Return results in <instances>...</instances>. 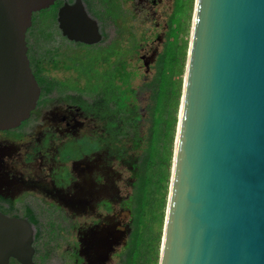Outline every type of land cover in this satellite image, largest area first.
<instances>
[{"label":"water","instance_id":"1","mask_svg":"<svg viewBox=\"0 0 264 264\" xmlns=\"http://www.w3.org/2000/svg\"><path fill=\"white\" fill-rule=\"evenodd\" d=\"M57 1L0 0V129L36 107L27 32ZM57 23L102 40L82 0ZM158 264H264V0H195Z\"/></svg>","mask_w":264,"mask_h":264},{"label":"flooded vegetation","instance_id":"2","mask_svg":"<svg viewBox=\"0 0 264 264\" xmlns=\"http://www.w3.org/2000/svg\"><path fill=\"white\" fill-rule=\"evenodd\" d=\"M61 1L57 14L76 0ZM135 1L142 8L161 2L82 0L102 40L88 45L59 35L76 53L27 35L40 96L29 118L0 129V264H26L28 248L32 264H122L133 238L137 176L136 157H126L123 143L129 129L123 130L120 22L126 4ZM91 49L104 51V76ZM158 57L141 55L140 61L150 69ZM130 144L138 149L134 138ZM123 168L133 175L126 181L130 195L122 193Z\"/></svg>","mask_w":264,"mask_h":264},{"label":"trees","instance_id":"3","mask_svg":"<svg viewBox=\"0 0 264 264\" xmlns=\"http://www.w3.org/2000/svg\"><path fill=\"white\" fill-rule=\"evenodd\" d=\"M61 4L62 1L59 0L55 6L37 13L38 16L41 14V17H45L46 21L52 20L50 27H55L58 35L61 33L58 29L57 9ZM37 27L38 24L33 23L31 29L34 30L31 32L35 33ZM51 29L46 41L54 40L56 32ZM36 41H38V34ZM186 47L185 43L181 53L178 54L174 51L171 55L160 54L154 79L144 87V90L150 92L152 100V104L148 107L150 125L145 138H139L137 135L133 137L138 149L141 148L142 152L133 161L137 176L132 200L134 234L129 244L130 250L123 258L122 264H157L158 262L161 232H156L153 225L154 222L160 225L164 223L182 84L181 79L178 82L176 78L181 76L186 63ZM126 72L129 73L127 70ZM128 75L129 80H123L124 86L130 85L131 73ZM124 97H126L125 94ZM127 105L129 106V103L123 108V118L129 114ZM132 111L135 112L137 120L133 121L131 118L129 127H132L133 122L135 131L136 123L141 121L142 116L137 113L136 107ZM130 128H128L129 135Z\"/></svg>","mask_w":264,"mask_h":264},{"label":"rangeland","instance_id":"4","mask_svg":"<svg viewBox=\"0 0 264 264\" xmlns=\"http://www.w3.org/2000/svg\"><path fill=\"white\" fill-rule=\"evenodd\" d=\"M127 8H125L123 12V18L120 22L122 35L120 41V49L121 55L123 57V80H129V73L130 76V85L124 86V94L126 97L123 96V108L126 107V104L129 103V114L123 118V130L128 131L130 122L137 120V116L135 112L132 111L134 107L137 108V113L142 116L140 122L136 123L135 131L133 130L134 123L132 122V127L130 128V135L125 136L127 139L123 141L124 146L127 149V158L137 157L142 152L140 149H133L130 144L131 138L137 135L139 138H145L148 135V128L150 125L149 120V113L148 107L152 104V100L150 98V92L144 90V87L147 83L151 82L154 79L156 68L155 65H151L150 69H147L143 62L140 61L141 55H147L148 57L155 59L160 54H168L174 51L176 54L181 53L182 48L184 47L185 43L187 44L186 47V60L190 42V33L192 28V19L194 13V5L195 0H161V2L157 6H145L144 8L138 6L137 1L129 2L126 4ZM135 7H138L136 9ZM132 13V14H131ZM34 16V23L38 24V27L35 31V35L38 34V41L43 46H57L63 47L65 52H69L70 48L77 52L75 46L70 45L67 39L59 36L55 30V27H50L51 21H46L45 17ZM50 28L51 30L56 32L54 34L53 41H46V38L50 36ZM31 29L27 35L31 34ZM33 33V32H32ZM88 51V50H87ZM107 51V50H106ZM105 51V52H106ZM101 52L103 50H94L91 49L88 53H95L96 55L93 58L92 63L98 68L96 72L102 73L103 76L105 73L104 67L105 65L102 64ZM70 53V52H69ZM161 56V55H160ZM157 63L159 62V58ZM93 57V56H92ZM185 60V62H186ZM151 63H154L153 61ZM156 63V66H157ZM185 67L181 76H177V81L181 79V94L183 89V79L185 74ZM107 67L106 69H108ZM126 70L129 72L127 73ZM105 73V74H104ZM98 74L97 82L103 84V76ZM94 77V76H93ZM100 77V78H99ZM103 77V78H102ZM130 101V102H127ZM169 100H167L168 102ZM126 103V104H125ZM180 103H181V96H180ZM179 103V107H180ZM179 115V110H178ZM132 116V117H131ZM132 118V119H131ZM177 132V127H176ZM176 132L173 141V154H174V146H175V139H176ZM137 133V134H136ZM124 137V138H125ZM135 148V147H134ZM173 161V158H172ZM172 168V167H171ZM124 183L122 185V193L124 195H130L132 192V187L128 184L130 179H133V175L128 171H125L124 168L122 169ZM171 178V175H170ZM126 181H128L126 183ZM170 185V183H169ZM169 195V187L167 193V200ZM167 202V201H166ZM167 207V203H166ZM166 213V209H165ZM165 213H164V220L165 221ZM128 218L127 212L124 213V217ZM154 230L156 232H161V241L163 236V227L164 223L160 225V223L154 222ZM134 234V230H133ZM161 241L159 246V255H160V248H161ZM130 242L128 243L127 247L123 248V252L127 253L130 250L129 246ZM151 260V257H150ZM159 263V256H158ZM151 264V263H150Z\"/></svg>","mask_w":264,"mask_h":264}]
</instances>
